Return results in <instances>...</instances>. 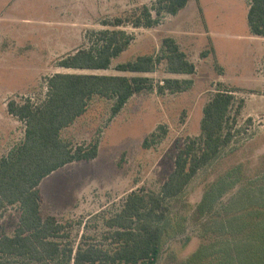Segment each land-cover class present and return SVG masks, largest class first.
<instances>
[{
	"label": "rangeland",
	"instance_id": "1",
	"mask_svg": "<svg viewBox=\"0 0 264 264\" xmlns=\"http://www.w3.org/2000/svg\"><path fill=\"white\" fill-rule=\"evenodd\" d=\"M154 2L0 0V11H9L0 14V160L24 139V124L8 113V102L20 105L30 99L40 103L51 75L121 74L150 78L154 89L132 96L113 118L112 102L94 97L86 112L62 130L61 137L73 145L97 139L98 156L90 162L68 164L40 182L41 213L67 225L74 251L87 244L111 249L112 229L106 226V220L120 211L130 192H159L185 141L200 135L203 108L222 83L233 90L235 98L227 125L232 140L181 196L167 202L168 219L162 226L165 235L157 264H232L231 241L217 248L199 237L208 220L197 213L196 206L213 175L224 173L233 165L248 175L264 170V37L250 33L248 0H190L178 14L163 15L151 28L102 24ZM104 29H121L134 37L128 48L112 60L109 69L72 70L57 66L60 58L88 48L94 39L92 32ZM165 37L173 38L195 65L193 74L168 73L163 60L148 73L115 69L138 56H160ZM166 78L190 79L192 85L186 91L158 94L156 85ZM240 103L242 107L236 115ZM153 134L162 136L155 137L154 143ZM207 201L206 193L199 207L207 208ZM19 217V204L2 209L0 234L12 236ZM201 242L205 243L200 245ZM214 249L215 255L208 261ZM0 264L50 263L0 256ZM52 264L68 262L63 256Z\"/></svg>",
	"mask_w": 264,
	"mask_h": 264
},
{
	"label": "trees",
	"instance_id": "2",
	"mask_svg": "<svg viewBox=\"0 0 264 264\" xmlns=\"http://www.w3.org/2000/svg\"><path fill=\"white\" fill-rule=\"evenodd\" d=\"M189 1L155 0L150 7H138L124 18L115 17L102 24L151 28L159 23L163 15L178 14ZM248 2L250 33L264 37V0ZM92 37L94 39L88 48L78 49L60 58L57 66L72 70H107L112 60L126 50L134 38L121 29L99 30L92 32ZM161 60L165 61V71L168 73L195 72V65L171 37L162 39L160 56H138L133 61L116 65L115 69L118 72L148 73L155 71ZM191 85L190 79L166 78L156 85V92H182ZM218 87L203 108L200 135L185 141L175 157L174 169L159 192H130L120 211L106 220V226L112 229L109 233L113 242L111 249L87 244L85 247L79 245L74 251L69 243L67 225L58 222L54 216L42 215L39 185L42 179L68 164L90 162L98 156L97 139L87 144L73 145L61 137L62 130L86 112L94 97L112 102L113 118L132 96L152 91L153 81L144 76L121 74L55 73L48 77L46 96L40 103L30 99L20 105L9 101L8 113L24 124V139L0 160V212L6 206L19 204L20 217L12 236L0 234V256L50 264L63 256L68 264H157L165 235L162 226L168 219L167 202L181 196L192 179L201 170L213 165L221 150L232 140L231 129L227 125L235 101L233 90L222 83ZM241 107L240 103L236 115ZM161 136L153 134L151 138L155 143L154 138L160 139ZM147 145L145 139L143 146ZM237 173H242L237 165L224 172L229 175ZM216 189L213 187L212 192L207 193V204L221 190ZM205 197L206 194L203 201ZM253 232L254 227L250 234L253 235ZM255 234L256 249L251 250L252 253L238 264H264V223L256 224ZM57 239L66 241L60 243Z\"/></svg>",
	"mask_w": 264,
	"mask_h": 264
},
{
	"label": "crops",
	"instance_id": "3",
	"mask_svg": "<svg viewBox=\"0 0 264 264\" xmlns=\"http://www.w3.org/2000/svg\"><path fill=\"white\" fill-rule=\"evenodd\" d=\"M8 2L6 1V9ZM6 9L0 11V14L1 12L7 14L9 11ZM213 187L221 188L220 192L209 200L207 208H199L204 195L211 193ZM203 189L196 210L199 215L207 216L208 221L203 224L202 233L199 237L213 243V246L217 248H221L222 243L231 241L234 247L232 249L229 246L232 264H238L241 260L244 261L252 253L251 250L256 249L255 246H257L255 241L256 224L264 223V170L254 175L244 173L213 175ZM252 227H254L253 235L250 234ZM203 243L205 242H201L200 245ZM215 250L209 255L208 261L215 255Z\"/></svg>",
	"mask_w": 264,
	"mask_h": 264
}]
</instances>
